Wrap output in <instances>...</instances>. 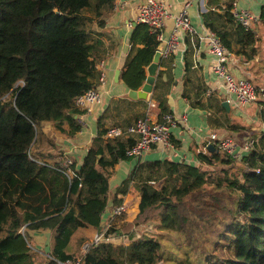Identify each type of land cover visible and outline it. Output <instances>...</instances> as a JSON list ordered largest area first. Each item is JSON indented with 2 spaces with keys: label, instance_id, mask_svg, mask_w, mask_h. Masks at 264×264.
Wrapping results in <instances>:
<instances>
[{
  "label": "trees",
  "instance_id": "16d2710c",
  "mask_svg": "<svg viewBox=\"0 0 264 264\" xmlns=\"http://www.w3.org/2000/svg\"><path fill=\"white\" fill-rule=\"evenodd\" d=\"M43 1L0 0V264H34L32 233L45 231L52 235V259L44 264L75 259L67 252L73 236L90 232L82 244L100 232L110 200L121 205L133 183L140 192L134 225L155 219L160 234L128 236L131 245L115 254L109 244L93 246L82 264H264V128L239 159L215 146L197 154L198 165L138 163L114 195L110 168L133 159L126 156L131 139L99 140L79 168L74 161L71 174L56 159L43 124L53 122L61 134L68 124L70 136L79 130L75 116L84 112L75 99L96 88L98 77L91 36L116 0H49L46 7ZM231 8L217 16L249 37ZM213 14L205 16L207 27L231 49ZM130 43L121 79L140 90L160 42L138 24ZM158 107L160 115L168 113L164 99ZM160 177L166 181L156 187Z\"/></svg>",
  "mask_w": 264,
  "mask_h": 264
},
{
  "label": "crops",
  "instance_id": "0c3cea01",
  "mask_svg": "<svg viewBox=\"0 0 264 264\" xmlns=\"http://www.w3.org/2000/svg\"><path fill=\"white\" fill-rule=\"evenodd\" d=\"M143 1L116 0L115 8L106 18L105 26L103 28L94 27L91 41L95 45V56L98 63L105 61V83L100 84L98 77L95 79L96 88L102 95V103L97 105L91 113L83 111L84 113L75 116L79 130L73 136L68 135L70 131L68 124L64 127L66 131L64 134L57 131L53 122L43 124L44 132L53 141L54 150L52 153L57 155L56 159L63 155L68 156L77 162L79 168L89 149L95 143L100 140L105 145L108 141L105 134L102 138L99 137L100 130L104 129L106 131L107 128L112 126L128 127L141 117L160 118L163 115H160L158 107L161 99L166 101L168 112L174 114L175 117L181 118L183 115H187L186 122H181L172 129L173 148L156 146L141 158H133L129 161L123 160L115 167L110 168L113 195L138 163L170 160L198 165L197 154L201 151H207L209 145H211L209 138L211 133H217L220 137L231 136L240 145L254 133L247 128L248 125L242 123L241 117L245 118L244 113L246 111H243L241 109L243 107L237 104L235 97L225 90L224 81L213 71L216 59L209 52L208 43L205 39L208 30H210L206 24V17L210 13H214L216 25L223 32L229 33L228 38L231 41L233 52L230 69L235 77L237 79H252L258 88L263 86V83H259L260 76H262L261 79L264 82V69L260 75L258 69L254 68L263 59V53L258 49V45L262 40L258 44L257 39L260 38L259 36L263 30L264 20L261 15L264 0H163L171 11V16L167 20L164 30L165 39L168 40L170 37L175 26V18L186 3H190L189 14L198 35L194 37V41L190 36L185 35V39L177 53L168 58H161L154 88L147 100L132 99L129 96L130 89L121 79V73L131 51L130 36L135 28L134 19L137 8ZM217 4L220 8H217ZM233 4H236L239 9L251 11L259 18L249 30L251 31L249 37L236 35L230 24L222 17L217 16L223 15L227 7H232ZM130 24L133 26L131 27ZM253 43L256 44L253 45ZM119 71V81H116V74ZM258 100L260 102L264 101L262 95L259 96ZM224 102L229 103L230 109L223 106ZM262 106L260 105L261 108ZM246 107L248 109L249 106ZM258 111L260 113L259 117L262 118L261 109ZM259 117L258 121L260 120ZM263 128L264 126L261 125V131L255 132L257 139H260ZM60 152H63V154H59ZM132 193L133 191L129 189L126 196L120 195V198L123 199L122 204L128 206V213L125 217L114 218L111 216L112 207L116 205H114L113 199L110 200L103 216L100 232L111 225L110 232L115 233V235L128 232L129 237H140V225H134L140 211V192L135 197ZM134 198L136 201L132 205L131 201ZM89 233L87 231L77 232L73 236L67 252L79 256L83 244H80V241L84 238L87 239ZM97 233L99 232L91 233V238ZM31 240L35 252L42 259L41 264H44L47 261L46 259H51L49 257L51 256L52 245L51 232H33ZM127 240L116 236L109 243L113 248V253H117L122 247L130 246L131 241Z\"/></svg>",
  "mask_w": 264,
  "mask_h": 264
},
{
  "label": "built area",
  "instance_id": "2783aa9c",
  "mask_svg": "<svg viewBox=\"0 0 264 264\" xmlns=\"http://www.w3.org/2000/svg\"><path fill=\"white\" fill-rule=\"evenodd\" d=\"M189 7L190 3H186L175 18V26L168 40L165 39L164 30L166 22L171 16V11L163 0H144L137 8L134 25H146L150 32L155 35L160 42L158 51L161 52L162 57L168 58L180 50V45L184 41L185 35L190 36L193 41L194 37L198 35V31L193 25L189 14ZM231 11L235 19L247 30H250L252 25L259 20L251 11L239 9L236 4H233ZM130 25L131 27L133 26L132 24ZM205 39L208 43L209 52L214 55L216 59L213 65V71L224 81L225 90L235 97L237 104L244 107L253 105L257 102L260 95H262L264 100V82L263 86L258 88L252 79H237L232 73L230 63L233 58V52L223 43L217 33L210 29ZM97 71L100 84L105 83V61H100L97 64ZM101 103L102 95L97 88L87 90L84 94L77 97L74 102L75 107L83 110L85 113L93 112V109ZM186 121V114L181 118H177L174 114L169 112L157 119L150 116L141 117L128 127L112 126L107 128L105 138L108 141H116L121 138L131 139L132 143L126 148V156L141 158L156 146L173 148L172 129L178 126L179 123ZM82 122L84 123V121ZM209 138L211 144L220 148L235 159L241 158L243 153H250L255 148L257 142L256 138L250 137L245 139L240 145L235 138L231 136L220 137L217 133H211ZM59 160L62 166L67 169L68 173H73V159L63 155ZM127 213L128 206L121 204L112 207L111 216L119 218ZM111 227V225L108 226L106 230L86 240L82 244L81 254L75 259L66 261L57 260V264H82L83 255L88 253L93 246L109 244L116 237L115 233L110 232ZM150 230L151 228H148L146 232ZM128 235L129 234H122L120 237L128 239ZM49 257L52 259V256Z\"/></svg>",
  "mask_w": 264,
  "mask_h": 264
},
{
  "label": "rangeland",
  "instance_id": "374dc122",
  "mask_svg": "<svg viewBox=\"0 0 264 264\" xmlns=\"http://www.w3.org/2000/svg\"><path fill=\"white\" fill-rule=\"evenodd\" d=\"M48 1L49 0H44L43 2H42V6H44V7H46L47 6V3H48ZM44 7H42V9H44ZM260 38L259 39H257L256 41H257V43L259 44V41L260 40H262V42L258 45V49L260 50V52H262L263 53V59H262V61L257 65V67H254L255 69H258V72H259V74L261 75L262 73H263V69H264V64H262L263 62H264V23H263V30H262V32H261V35L259 36ZM255 41V42H256ZM256 43H253V45H255ZM251 46V45H250ZM262 76H260V78H259V83L260 84H262L263 82H262ZM256 103H258L257 105H256ZM255 104H253L252 106H249L248 107V109H247V107L246 108H244V106H241V107H243V108H241L243 111L245 110L246 112L244 113V117L245 118H243V117H241V119H242V123H245L246 125H248L247 126V128H249L250 130H251V132L253 131L254 133L253 134H251V137H254V138H257L255 135H256V133H258V132H260L261 131V125H262V127L264 126V119H262V118H260L259 117V111L258 110H260L261 109V111L263 110V108H264V103H262V102H260L259 100H257V102H256ZM260 105L262 106V108L260 107ZM258 117L260 118V120L258 121ZM238 118V117H237ZM254 129V130H253ZM256 132V133H255ZM236 168H235V171L236 170H239V167H238V165L237 166H235ZM148 173L149 172V170H141V171H139V174H141V176H146V174L145 173ZM138 174V175H139ZM166 181V178H164V177H160L158 180H156V182L154 183V185L156 186V187H161V184L162 183H164ZM136 185H137V183L135 184V183H133L132 185H130V190H132L133 191V193H132V195L135 197V195L137 194V193H139V190H138V188L136 187ZM136 201V199L134 198L131 202H132V205L133 204H135V203H133V202H135ZM130 205V204H129ZM151 214H154V213H151ZM125 216H127V215H124L123 217H125ZM156 225H157V221L154 219V220H152V221H150V222H148L147 224H142V225H140V229H139V233H140V236H142V235H144V234H147L149 237H158V235L160 234L159 232H158V230H157V228H156ZM148 226H150V227H148ZM151 228V230L149 231V232H146V229H148V228ZM122 234H128V232H123ZM122 234H116V236H121ZM122 238V237H121ZM123 240H124V238H122ZM42 263V259L38 256V255H36V256H34V264H41Z\"/></svg>",
  "mask_w": 264,
  "mask_h": 264
},
{
  "label": "water",
  "instance_id": "95a60500",
  "mask_svg": "<svg viewBox=\"0 0 264 264\" xmlns=\"http://www.w3.org/2000/svg\"><path fill=\"white\" fill-rule=\"evenodd\" d=\"M136 26H137V24L134 25V27H136ZM161 58H162L161 52L158 51L154 57L153 63L147 68L148 76H147L146 83L144 84V86L140 90L130 89L129 96L132 99L147 100L149 98V96L152 93L153 88H154L156 75H157V72L159 69V64H160ZM119 77H120V71L116 74V81H119ZM223 106L226 109H230V105L228 102H224ZM209 150L214 151V150H216V147L213 144H211V145H209Z\"/></svg>",
  "mask_w": 264,
  "mask_h": 264
}]
</instances>
